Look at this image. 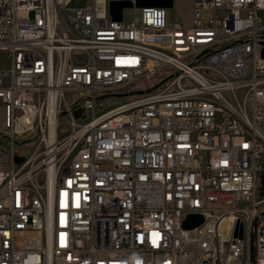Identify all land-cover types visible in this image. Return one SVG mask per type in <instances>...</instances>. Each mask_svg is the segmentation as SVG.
Wrapping results in <instances>:
<instances>
[{
  "label": "built area",
  "instance_id": "built-area-1",
  "mask_svg": "<svg viewBox=\"0 0 264 264\" xmlns=\"http://www.w3.org/2000/svg\"><path fill=\"white\" fill-rule=\"evenodd\" d=\"M112 1L0 0V264H264V0Z\"/></svg>",
  "mask_w": 264,
  "mask_h": 264
},
{
  "label": "water",
  "instance_id": "water-1",
  "mask_svg": "<svg viewBox=\"0 0 264 264\" xmlns=\"http://www.w3.org/2000/svg\"><path fill=\"white\" fill-rule=\"evenodd\" d=\"M132 2L129 0H113L111 2V14L113 19L120 21L123 16V10L125 8L132 7ZM136 5L139 7H165L172 8L174 5V0H136ZM262 56L264 57V50L262 51ZM15 161L21 163L23 157L16 156ZM204 221L201 215H189L183 223L184 228L193 229Z\"/></svg>",
  "mask_w": 264,
  "mask_h": 264
},
{
  "label": "rangeland",
  "instance_id": "rangeland-1",
  "mask_svg": "<svg viewBox=\"0 0 264 264\" xmlns=\"http://www.w3.org/2000/svg\"><path fill=\"white\" fill-rule=\"evenodd\" d=\"M129 10L125 11V18H129ZM171 14H174V18H178L183 22H188L190 18V2L189 0H176L173 8L171 9ZM8 64L7 53L0 50V69H4ZM262 179H264L262 177Z\"/></svg>",
  "mask_w": 264,
  "mask_h": 264
},
{
  "label": "crops",
  "instance_id": "crops-1",
  "mask_svg": "<svg viewBox=\"0 0 264 264\" xmlns=\"http://www.w3.org/2000/svg\"><path fill=\"white\" fill-rule=\"evenodd\" d=\"M190 2V1H189ZM174 14H172V16H173ZM190 15H191V2H190ZM174 17V16H173Z\"/></svg>",
  "mask_w": 264,
  "mask_h": 264
}]
</instances>
